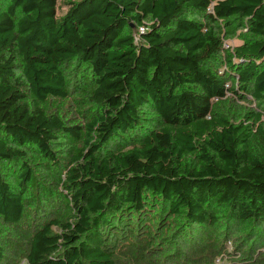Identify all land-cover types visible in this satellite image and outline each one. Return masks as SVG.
Instances as JSON below:
<instances>
[{"label": "trees", "instance_id": "obj_1", "mask_svg": "<svg viewBox=\"0 0 264 264\" xmlns=\"http://www.w3.org/2000/svg\"><path fill=\"white\" fill-rule=\"evenodd\" d=\"M234 22L251 38L224 52ZM228 93L264 107V0H0V220L37 222L20 263L215 264L235 235L264 264V122ZM71 97L78 125L46 112ZM60 140L81 144L66 165Z\"/></svg>", "mask_w": 264, "mask_h": 264}, {"label": "rangeland", "instance_id": "obj_2", "mask_svg": "<svg viewBox=\"0 0 264 264\" xmlns=\"http://www.w3.org/2000/svg\"><path fill=\"white\" fill-rule=\"evenodd\" d=\"M65 8L60 7V10L58 11V15H63L65 12ZM221 37L223 39V50L229 49V48H234L243 43V40L251 38L245 31L244 29L240 28V26L234 22V25L230 29H223L221 33ZM221 54L219 56V62H221L224 68L223 64V57L225 53ZM237 63V62H236ZM222 67V68H223ZM231 84H229L230 86ZM74 91L71 93V96L73 97V100L78 102H81L82 100V95L84 88L82 87V84L78 80H74V85H73ZM226 102L225 106L230 112L231 119L232 121H236L235 123L238 124L239 121H243L242 117L244 115H250V114H255L260 116V122H264V107L258 106L257 103L253 102L250 100L248 96H245L244 101L238 100L235 96L232 94L228 93L226 94ZM66 101L64 103H61L56 100H49L45 106V110L48 114H57L62 116L69 125H78L81 117V112L82 108L81 106H78L74 103L72 100ZM151 117V116H149ZM258 125V124H257ZM255 125V126H257ZM59 148L56 149V156L57 159L60 163H63L64 165L67 164L68 159L77 153L79 151V148L81 146L80 142H71V141H63L60 140L59 142ZM130 143L124 144L123 146L125 147L124 149H127ZM117 147H121V144H110L109 149H116ZM32 189V194L34 195V200L38 201L40 203V192L43 191H48L49 194L52 193L53 196H56V202L51 203L50 209H55L54 211L60 212L59 204L64 203V199L60 197V193L56 184V174L51 173L50 170H42L41 172H36L34 181L31 185ZM58 196V197H57ZM48 209V208H46ZM28 224H25L24 226H21L19 228L20 231H25L27 233L31 232L33 228L35 227V220H33L31 217L28 219ZM39 223V222H38ZM19 230L16 229H11L7 228L4 226L0 220V234L3 235L1 236V241H0V246L6 251L4 254L6 257H9L14 254L17 251V256L16 260L18 263H23V256L22 252L25 247V237H18L20 235L18 232ZM235 237V235L232 236V238L229 239L230 242H226L225 246L223 247L222 254L217 257L215 260V264H249L252 261V258H250L247 261L242 262L240 259V256H237L234 248V244L232 243V239ZM16 239V242L14 244L13 240ZM15 248L19 249L16 250ZM10 249H13L11 251V254L9 255L7 251ZM227 253V254H224ZM20 263V264H21Z\"/></svg>", "mask_w": 264, "mask_h": 264}]
</instances>
